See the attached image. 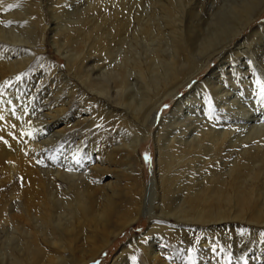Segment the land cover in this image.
<instances>
[{"label": "bare ground", "instance_id": "bare-ground-1", "mask_svg": "<svg viewBox=\"0 0 264 264\" xmlns=\"http://www.w3.org/2000/svg\"><path fill=\"white\" fill-rule=\"evenodd\" d=\"M106 1L94 3L106 10L94 18L92 3L73 13L60 10L68 18L78 13L79 19L52 17L51 32L65 37L59 54L67 73L60 66L53 68L49 92L36 100L45 113L36 117L33 103L20 104L18 88L11 95L0 89V173L5 177L0 184L23 176L26 187L20 196L12 192L16 197L10 211L16 214L0 223V264H89L144 215L148 230L131 243L143 246L152 264H166L161 257L172 249H165L155 233L173 240L177 234L184 236L181 228L209 226L213 232L220 222L264 226V118L248 109L250 101L257 103L251 99L257 94L256 81L264 84V78L257 77L264 74V49L258 45L264 40L245 47L242 39L229 49L264 15V0H212L211 6H219L211 9V24L200 30L202 38L197 43L188 38L180 46L172 37L177 30L187 37L186 19L206 0H157L154 9L146 6L148 14L161 17V25L143 23L134 0ZM24 4L0 20V44L40 52L48 26L42 25L39 36L21 35L22 22L40 20L31 21L25 9L29 1ZM81 29H97L99 35L80 43L74 35ZM168 48L173 50L169 53ZM215 58L221 61L219 67L177 98ZM26 62L8 65L22 69ZM232 72L245 78L242 98L235 83L234 88L225 85L226 73ZM68 83L73 88L62 98L59 89ZM203 88L208 97L202 95ZM35 92L30 88L29 94ZM77 96L88 110L75 109L72 117L68 109ZM204 97L232 120L225 119L224 127L212 120L213 103ZM169 99L176 101L171 115L159 118L160 107ZM132 119H138L135 126ZM156 125L157 168L147 180L144 163L135 157ZM61 141L65 147L50 164L42 163L43 147ZM43 174L49 183L42 197L34 185ZM125 180L130 183L123 197ZM80 238L85 245L79 244ZM43 246L51 249L46 252ZM79 247L88 253L74 251ZM127 249L129 244L114 264L128 261H123ZM257 257L250 264H264V258ZM169 264L182 263L177 259Z\"/></svg>", "mask_w": 264, "mask_h": 264}, {"label": "rangeland", "instance_id": "rangeland-1", "mask_svg": "<svg viewBox=\"0 0 264 264\" xmlns=\"http://www.w3.org/2000/svg\"><path fill=\"white\" fill-rule=\"evenodd\" d=\"M24 1H29L28 8L25 9L28 10L32 15L31 21H33L35 17H38L40 20L38 23L31 22L29 25H24V22H22L21 26H23V28L21 29V35L39 36L42 32V25L48 26V29L46 30L47 33L44 37V44L41 45V47L44 49L35 53L23 51L22 48H16L14 50H11V48L4 49V46L0 44V89L4 90V92H6L8 95L9 93L11 95L13 94V91L18 88L19 92L17 97H20L21 99V101L19 100L20 104L27 106L33 103L39 111H37L34 116L39 117L41 113L40 111L45 113V106L40 102L37 104L36 100L42 101L43 94L49 92V87L51 86V82L53 81L54 77L53 68L60 66L62 72L67 73L65 70V59L59 54V50L63 48L65 37L58 31L51 32V28L54 26L51 21L52 17L57 16L60 18V20L79 19L81 18V15L78 13L74 14L71 18H68L64 16L60 10L65 9L67 12L73 13V11L82 10L83 6H87L91 3L93 4L92 8L90 7L91 13L93 15H91L90 18H94L96 15H99L101 13L100 10L102 9L103 11L101 14H105L106 10L104 9V6L100 8L94 6V3H96L98 0H42V2L36 1L34 3L31 0H0V20L7 19L12 11L16 10L20 6L25 5ZM212 2V0H206L205 6L203 8H197L198 10L196 9L192 19H186L185 27L187 37L184 33L177 30L172 37L176 45H183V42L185 44L188 43V38L191 39V42L193 43H197L198 40L202 38L203 33L200 30L205 31L208 25L211 24L209 18L211 9H215L219 6H211L210 3ZM134 3L143 12V14H140V20L143 23L150 22L152 24L161 25L162 19L158 14H148L149 12L144 9L146 6H149L152 9L157 7V0H134ZM131 18L134 19V21L136 20L135 16H132ZM8 20L10 19L8 18ZM8 20H4L3 24L7 25L9 23ZM199 20L201 22H199ZM49 26L51 28H49ZM253 28L255 32H252ZM98 35L97 29H81L78 31V34L74 36L80 39V43H86L90 41L92 37H96ZM241 40L244 41L243 43L245 44V47H254L260 40H264V15H262L256 23L249 27L243 33V35L238 36L234 43H232L233 45L231 44L229 46V49L235 48L234 46H236V44ZM26 45L27 44H24L23 46ZM258 45L262 51V49H264V42L258 43ZM27 47L29 46H26V48ZM166 50L170 53L173 48H168ZM179 51L183 50L179 49ZM9 52L14 53L10 54ZM24 60H28V62H26L22 69L20 67L12 68L8 65V63L21 65V62ZM220 64L221 61L219 58H215L214 62L212 61L210 63V66L207 68L206 72H203L201 76L198 77V79L194 80L190 84V86L183 87L182 90L177 93V98L180 96H185L194 83L200 79V81H202L209 73V70L213 69L214 67H219ZM18 75L23 77L21 81L16 80ZM226 76L229 79L225 80V85L234 88L232 83H235L239 89L242 88L241 83L245 80V78L239 73L232 72L231 76H229V73H226ZM257 77L264 78V74H258ZM252 78L254 79V77L250 76L248 79ZM30 88L36 89L37 92H35V94H29ZM72 88L73 86L70 83L60 87L59 90L62 95L61 97L67 98L68 93L72 90ZM255 89L257 94H253L251 99L255 100L257 103L255 104L252 101L253 104H251L250 101L248 109L252 110L253 112L256 111L255 113L263 115L264 118V97L260 95V85H256ZM44 90L48 91L45 92ZM202 90V95L207 94L208 97L207 90L205 88ZM238 93L242 98L244 91H241L240 89ZM207 97H204L205 101L207 100ZM175 102V99L167 100L159 109V118L164 116L168 117L171 115L175 106ZM206 102H208L209 105L213 103L212 106H209V115L211 116L212 120H217L216 123L224 127L226 125V122L224 123L225 119H227L229 122L232 120L229 117L227 118L224 116L212 100ZM86 104V101L80 98V96H77L71 105L72 107L68 109V114L72 117H75L72 115L75 109L88 110L84 107ZM201 106L204 107L205 105L201 104ZM87 116L91 117L89 114H87ZM137 121L138 119H132L134 126L136 125ZM235 121L236 120L234 119V122ZM156 131L157 125L151 130L149 139L143 142L140 148V154L135 157L136 160H142L144 163L147 180L151 179L153 169L157 168L158 149L155 140ZM63 142L64 141H61L57 145H52L51 147L44 146L41 151V156L39 157L41 162L50 164L56 152H58L60 148L62 149L65 147ZM65 151L68 152L67 149H65ZM146 156L150 157V159H146ZM129 163L132 164V161ZM0 176V181H3L5 177L2 173H0ZM21 177L23 176H16L14 181L0 184V223H2L6 218L10 217L12 214H16L14 213L16 211H10V209L15 206L14 204L11 205V202H13L14 198L16 197H13L12 192L20 196L22 191L26 188L23 178ZM27 181H29V179ZM48 183L49 179L45 174L38 178V181L34 185L37 188V195L41 194L42 197L45 196L44 190H48ZM129 183L130 181L125 180L122 184L120 190L125 188L121 193L123 197L126 196L128 192ZM15 210L18 211L17 208ZM18 214L22 213L19 212ZM145 216L146 215H144L143 218L140 217V222L138 221L135 225L128 227L127 230L120 235L119 239L113 244V246L102 250L100 255L95 257L89 264H114L113 261L119 256L122 247H124L126 244L130 245V249L126 250L127 258L125 257L123 261L125 262L128 260L129 262L127 261L125 264H152L146 252L144 251L143 246H137L136 244L131 243L133 238L143 235L147 232L149 221L145 219ZM169 228L174 229L173 225ZM181 230L186 231V235L184 234V236H182L183 234H177L173 237V240L169 239L170 241L165 236H161V233H155V238H157V236L162 238H160L158 242L165 246V249L168 248L169 245L172 246L170 253H164V255L161 257L162 262L166 264L171 262L175 263L177 259H179L182 264H250V262L254 263L255 261H258L257 255L264 258V226L261 227L242 222H220L216 223V227L213 232L210 231L209 226H202L201 228L197 229L189 228L188 231L185 228H181ZM211 234L212 237H214L213 239L210 237ZM80 242L83 243L81 245L86 244V241L81 240V238L79 239V244ZM47 249L50 250L51 248H46L43 246L44 251L47 252ZM80 249H82L83 253H88L82 247L76 248L74 251L78 252ZM131 249L134 250L132 251ZM174 252H178L179 256H176ZM48 254L51 253L48 252ZM80 256L81 254L79 253L78 258H80Z\"/></svg>", "mask_w": 264, "mask_h": 264}, {"label": "snow or ice", "instance_id": "snow-or-ice-1", "mask_svg": "<svg viewBox=\"0 0 264 264\" xmlns=\"http://www.w3.org/2000/svg\"><path fill=\"white\" fill-rule=\"evenodd\" d=\"M23 79V77L22 76H17L16 77V80L17 81H21ZM256 83L258 84V85H260V95L262 96V97H264V84H261V81L258 79L257 81H256ZM165 107H167V106H165ZM0 119H3V117H0ZM13 127H15V125H13ZM28 135H31V133H28ZM0 140H3V137L2 136H0ZM5 143H7V141L5 140L4 141ZM146 159H150V157H147L146 156ZM77 163H79V161H77ZM135 259V258H134Z\"/></svg>", "mask_w": 264, "mask_h": 264}]
</instances>
